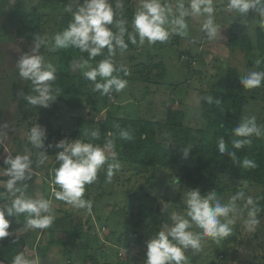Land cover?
Wrapping results in <instances>:
<instances>
[{"label": "rangeland", "instance_id": "rangeland-1", "mask_svg": "<svg viewBox=\"0 0 264 264\" xmlns=\"http://www.w3.org/2000/svg\"><path fill=\"white\" fill-rule=\"evenodd\" d=\"M9 1L10 4L4 6L0 14V144L2 141L9 140V144L14 142L15 147H21L32 126L38 124L45 127L47 119L50 121L52 128L67 124V121L72 125L77 124V115L73 113L76 110H72L68 102H58L54 113L49 114L47 118L44 117L43 112L36 106H34L36 107L35 110L34 108L33 110L29 109L33 105H30L23 98V96L36 95L37 93L33 91L31 81L20 77L17 62L25 53H31L34 44L37 43L34 40L36 35L45 41V44L41 45L36 54L42 55L45 63L51 64L56 71L75 76L80 83L78 89L80 91L79 96L84 98L86 102V106L80 111V115L88 119L85 123L86 130L91 128L93 120H102L107 112L116 117L124 115L136 117L142 115L164 119L166 112L170 108H175L185 111L188 124L201 127L204 130V144H209L213 141L214 132L208 121L209 115L212 114L214 109H212L213 104H208L202 97H204V93H208V96H211L210 92L212 91L225 90L228 78L227 73L229 72L235 73L232 75L231 90L234 93L246 92L250 96L241 121L254 116L256 117L257 124L264 128V82L261 83L260 87L253 89H245L240 83L241 78L247 76L250 72H264V53L257 48L256 43L252 50L248 51L249 54L246 49L229 46V40L233 36H240L245 32L253 35V40L256 42V28L264 25V20L261 19L258 13L250 12L245 16H241L235 10L228 8L229 0H213V19L218 27L217 36L214 39H209L207 33L201 30L207 16L189 14L185 17L188 25L185 36L172 34L168 41L163 43L157 41L153 44H149L147 40L141 44L138 39L132 51H128L127 49L121 51L118 47L115 54L110 57L117 69H121L122 71L127 70L129 73L136 72L141 78L154 82L152 84L138 83L137 86L141 89L136 95L134 94V83L126 79V87L119 93L115 90L111 91L109 93L111 98H109V94H104L102 91H94V82L87 79L83 75L84 70H81L78 66L82 53L85 54L86 52H81L75 47L53 50L55 36L67 29L68 23L75 15V11L83 4L84 0ZM119 2H122L125 6L123 13L127 15L132 13L130 25L134 28L132 22L135 13L141 8L142 0H135L132 4H128V2L125 4V1ZM161 3L172 8L174 16L170 17V19L179 15L180 9L178 5L180 3L184 4V10L191 13L190 0H161ZM56 9H58L57 13L62 17L56 14ZM123 13L121 12V15ZM166 27L171 31V25H166ZM190 47L192 53H190ZM195 53L198 55L196 56ZM100 55H103L101 60L109 58V55L103 50ZM130 58H133L134 62H130ZM89 63L94 68L99 62L94 63L89 61ZM79 77H82L84 80L80 82ZM97 82H102L99 77H97ZM20 92L23 95H19ZM216 98L218 99V95ZM105 108H107L106 111ZM29 114H33L34 117H29L31 118L29 119ZM4 124H7V127H3ZM261 137L264 140V136ZM107 141L108 137H103L98 145L103 147ZM33 149L35 150V146ZM42 151H44L43 148L38 149L37 158V169L38 171L41 170L42 176H39L38 173H32L30 180L18 182L17 187L27 197L50 200L49 187L44 183V167L46 165L43 166L45 161L50 158V154L43 153ZM110 151L113 152L112 149ZM27 154L30 156V154H33V150L29 149ZM51 154L53 153L51 152ZM42 155H46V159H44L43 163H40ZM0 156L6 159V154H1ZM119 164L120 169L114 171L111 182L107 179V163L98 171L96 181L87 185V191L85 192L86 200L94 202L95 210L97 209L102 215L101 220L97 221L99 225L98 234L102 241L106 242L111 238V226H113L116 236L121 237L125 243L132 241V243L140 244L136 240L139 238V234L136 238L134 230H132L131 226L128 228V224L133 223L134 219H136L134 215L138 209L150 206L149 204H142L140 202L148 187L143 177L140 180H136L134 184L127 181L125 174H128V169H123L122 163ZM0 175H2L0 176V186L4 188L0 194L7 196L9 206L15 196L8 192L6 188L10 177L7 174V168L1 163V160ZM226 176L223 175L221 186L218 187L220 189L218 198L222 203L228 204L232 201V197L242 192L244 198L238 197L235 201L239 215L235 224L231 225L232 233L228 237L222 238L217 242L211 237L201 235V243L210 244L213 251L210 258H217L220 264H249L250 262L252 264H264V250L262 248L261 250L255 249L257 244L251 241L254 230L247 227L245 222L248 219V215L244 213L249 212L253 207L264 208V185L245 180L241 177ZM167 179L168 175H159L158 181L160 184L153 187L152 191H154V194H164L165 196L169 195L176 198V189L181 188L179 190L180 198L184 202L183 197L186 196L189 188L180 187L178 182H171L168 186ZM140 186H143L144 189L140 190ZM16 195H20V193H16ZM248 196L253 198L254 205L246 204ZM50 201L53 204L59 202V200ZM68 205L69 207L64 206V209L57 206L59 211L53 206L51 215L55 214L59 217L60 213L62 216L64 214L66 216L69 211L67 208L73 207L72 209L79 216L75 215L76 219L74 223L80 224L79 220L81 219L83 222L87 217V209ZM259 210L256 214L258 223L255 228L258 234V242L264 243V212ZM174 213L176 212L174 211ZM131 214L134 215L132 216ZM42 215H45V213ZM15 217H9L11 226L18 229L19 233H25L28 228L30 232L32 228L27 227L23 221L16 222ZM171 223L172 221L168 215L166 224L171 225ZM23 224L24 226H22ZM103 225L106 226L104 231L102 229ZM262 226L263 228H261ZM258 227L259 229H257ZM35 229L40 231V229ZM47 230L49 232L50 228H47ZM191 230L194 233H202V230L195 225H193ZM72 232L65 233L62 231L59 240L73 242L75 239L72 237ZM57 237L58 235H54L53 238ZM86 237L90 244L94 245V242L97 243V238L93 231L91 234H86ZM49 238L48 234L42 235L37 244L36 241L34 242L36 246H28L24 253L26 260H29L28 257L34 254L35 256L38 255V264H59L63 255V245L61 242L55 243L49 251L46 250V253L42 255V248L46 247ZM82 242L86 244L85 241L82 240ZM223 244L228 247H222ZM142 250L147 252V250ZM220 250L225 251V258H221L222 251L220 252ZM0 252L5 253L4 245H0ZM121 253L125 261L128 256L127 250H122ZM195 254L196 252L191 248L185 250L187 262L191 264L195 259ZM253 254L262 255L258 260L256 257L252 258ZM129 261L130 264H144L145 262V260L140 258L134 260L132 257H130ZM205 263L207 264V262Z\"/></svg>", "mask_w": 264, "mask_h": 264}, {"label": "clouds", "instance_id": "clouds-1", "mask_svg": "<svg viewBox=\"0 0 264 264\" xmlns=\"http://www.w3.org/2000/svg\"><path fill=\"white\" fill-rule=\"evenodd\" d=\"M122 4L116 5L120 8ZM179 15L174 16L170 6L161 3V0H142L141 8L135 13L133 27L139 36V42L143 44L145 40L149 44L157 41L166 42L170 35L178 34L185 36L188 25L185 17L191 15H206L207 19L202 25V31L207 33L209 39L217 36L218 27L213 19L214 7L213 0H190L191 13L184 10V4L178 5ZM228 8L235 10L241 16L251 13H258L264 20V0H229ZM71 10V9H69ZM116 13L109 0H84L83 4L75 11V15L68 23V27L62 33L55 36L53 50L68 47L78 48L81 52H87L89 59L79 61L78 66L83 71V75L94 82V91H102L109 94L115 90L117 93L122 91L127 82L124 79L113 75L118 71L112 59L116 47L121 51L126 50L128 45L123 39L126 32V21L117 20L118 33H114L110 25L113 24ZM166 25H171V31ZM264 26V25H262ZM132 43H136L135 36H129ZM31 53H25L17 62L19 75L27 81H31L33 91L36 95H26L23 98L33 106L47 108L59 95L54 94L52 82L56 80V69L51 64H46L42 55L36 54L45 41L40 36L34 38ZM104 48L108 49L109 58L101 60L96 67H91L89 60L101 54ZM127 74V70H125ZM97 77L102 82H97ZM264 82V72H250L241 78L240 83L245 89H253L261 86ZM19 95H23L22 92ZM208 104L216 101L210 96H204ZM3 127H7L4 124ZM118 127V126H117ZM236 137L233 139L234 149H241L245 145L251 144V137L264 136V128L259 126L256 117L242 120L233 129ZM47 129L38 124L32 127L28 137L30 143L38 149L45 147ZM96 136V132H92ZM111 135V133H109ZM119 135L124 139H129L128 131L121 130ZM63 149L56 154V159L60 162L55 171V184L60 188L55 192L57 200L65 201L76 208H86L91 211L92 202L84 199L85 185L96 181L98 171L107 163V179L111 182L114 171L120 169V164L116 161L115 153L110 150L113 148V141L108 140L103 147L93 143H85L79 139H62L49 144L48 147ZM218 151L221 155L226 154L233 162L240 164L243 168H255L254 161L244 159L240 161L234 150L228 149L224 138L218 141ZM46 153V151H42ZM189 149H184L183 157L187 159ZM46 155H42L40 163H43ZM116 161V162H110ZM4 163L8 166V179L6 188L15 198L11 204L5 208H0V239L10 235L9 217L19 216L27 213L28 219L26 226L30 228L46 229L53 223L54 217L51 215L52 203L48 199H34L23 194L17 187L18 182L30 180L32 176V160L25 155H8ZM20 193V195H16ZM244 198V194L238 193L232 197V201L224 204L218 198L215 191H210L207 195H202L199 188H189L186 196L183 197L187 209V217L172 213L171 225L165 224L163 229L147 241V259L144 264H187L185 250L191 248L196 252L202 251L201 235L211 237L219 242L220 239L228 237L232 233L231 225H234L239 215L235 201L237 198ZM247 205H254L251 196L247 197ZM168 205L162 203V212L168 210ZM258 209L253 207L248 213L246 225L249 229L255 228L258 223L256 213ZM46 213L47 215H42ZM195 225L202 230L201 234L194 233L191 229ZM12 264H29L23 254H17L12 260Z\"/></svg>", "mask_w": 264, "mask_h": 264}, {"label": "trees", "instance_id": "trees-1", "mask_svg": "<svg viewBox=\"0 0 264 264\" xmlns=\"http://www.w3.org/2000/svg\"><path fill=\"white\" fill-rule=\"evenodd\" d=\"M117 1L118 0H110V4L116 13L113 24L110 25V28L114 33H118L119 29L117 28L116 21L120 19L126 21V32L123 35V39L128 45L127 50L132 51L135 45L131 42L129 36H135L136 42L138 41L139 36L135 32V29L130 25V16H132V13L128 14L129 16L126 13H123L125 6L122 2H120L123 7L117 8ZM119 1H125V4L127 2L128 4H132L135 0ZM8 4H10L9 0H0V14L2 12V8ZM55 12L58 14V16H61L59 13H57L58 9H56ZM121 12L123 13L122 15ZM255 39L256 42L253 40V35L245 32L243 35L233 36V38L229 40V46H236L238 48L246 49L247 53L249 54L248 51H251L256 43L257 48H259L264 53V26H258L256 28ZM117 48L118 47H116V49ZM116 49L115 51H117ZM103 51L109 55L107 48H104ZM190 53H192L191 47ZM195 54L196 56L198 55L197 53ZM102 57L103 55H98L89 61L94 63L100 62ZM82 58L89 59L88 53H82ZM130 62H134L133 58H130ZM233 74L235 73H227L228 78L226 80L225 90H215L210 92V97L216 101L213 103L212 109L214 110L212 111V114L209 115L208 121L214 134L213 141H211L209 144H204V130L201 127L191 126L188 124L186 121L185 111L183 109L175 108H170L166 112L164 119H158L154 116L147 117L142 115H138L136 117H132L130 115L116 117L108 114L109 112H107L106 116L102 120H93L91 128L86 130L85 123L88 121V119L80 115V111L86 106L84 98L79 96L80 91H78V89L80 83L75 76L56 71V80L52 82V88L54 94L59 96L47 108L39 106L36 107L41 110V112H43L44 117H47L49 114H52V112L54 113L58 102L65 101L69 103V105L72 107V110H76L73 113H76V119L78 120L77 124L74 125L67 121V124L52 128L50 121L47 119L45 121V128L47 130H59L62 128L69 129L74 136H85L87 137L89 143H93L95 145H98L103 137H108V140L113 141L112 151L115 153L117 161L122 163V166L126 167H123V169H128V174H125L126 180L134 184L136 180H140L142 177L145 178V184H147L148 190L147 192H144L143 198L140 199V202H142V204L150 205H148L149 207L138 209L137 213H134L135 215L131 214L132 216L134 215L136 219L133 217V223L128 224V228L131 226L132 230H134V235L136 238L139 234V238L136 240L140 244L132 243V241L125 243L121 237L116 236L115 228L113 226H111V238L106 242L102 241L97 230V226H99L97 221L101 220L102 215L97 211V209L95 210L94 202L91 201V211L87 209V217L85 220H83V222L82 219L79 220L80 224L74 223L76 219L75 217L78 216V213H76V211L72 209L73 207H71V210L67 212L66 216L65 214L63 215V219L69 223L70 227L67 230L64 229L63 231L65 233H70V231H73L72 237L75 240L80 237L86 242V244L83 243L85 251H83L81 262H77H80V264H130V257H132L134 260H137V258H143L146 261L147 252H144L142 249L145 251L147 250V241L163 229L164 225L168 221V215L171 216V214L175 211L176 214L183 215L185 218H188L186 206L180 198L181 196L179 190L181 188L176 189V198L169 195L165 196L164 194L155 195L154 191H152L155 185L160 184L158 181L160 174L168 175V179L166 181L168 186L171 184V182H178L180 187L199 188L202 192V195H207L208 192L215 191L217 196H219L220 189L218 187L221 186L223 175H227L226 177H241L245 180L264 185L263 138L253 136L251 137V144L245 145L241 149H234L232 146L233 139H241L240 137L235 136L233 129L239 125L242 114L244 113V109L246 107V103L250 98L246 92L234 93L231 90V80ZM113 75L117 76L118 78L124 80L127 79V81L130 80L133 82V86L135 88L134 94L136 95L141 89L137 86L138 83L152 84L154 82L152 80H147L146 78H141L136 74V72H127L126 74L125 70L122 71L121 69H118V71L114 72ZM83 80L84 79L82 77H79L80 82ZM217 95L218 99L216 98ZM96 96L97 95H95V97ZM203 96H208V93H204ZM109 98H111L110 94ZM36 107L32 106L29 109L33 110L34 108L35 110ZM106 107L108 108V106ZM107 108H105V111ZM29 117H34V115L29 114L28 118ZM122 129L128 131L130 135L129 139H124L119 135ZM93 131L97 133L96 136L92 135ZM109 133H111V135H109ZM221 137L224 138L228 149L234 150L236 152L240 161L248 159L254 161L257 166L255 168H243L240 164L233 162V160L226 154L221 155L218 151V141ZM184 149H189L187 159L183 157ZM59 165L60 162L57 164V166L59 167ZM44 169L45 174H48L49 166L44 167ZM87 185H85V192L87 191ZM0 189L4 190V188L1 186ZM143 189V186H140V190ZM84 199H86V193L84 194ZM162 203L169 206L166 212L161 211ZM60 204L62 205L61 209H64V204L68 205V203L65 201H60ZM7 206V196L1 197L0 208ZM257 208L258 210L260 209L259 207ZM259 211L264 212V208L260 209ZM244 213L245 215H248L249 212L247 211ZM141 215L144 217L142 218ZM27 219V213H23L15 217L16 222L23 221L25 224ZM105 224L108 225L107 223ZM76 225L79 226L76 227ZM263 226L261 228H263ZM257 229H259V227ZM13 230L14 227L10 224V235L0 239V245H15L16 251L14 255L16 256L22 251L23 246L27 243L26 236L28 232L25 234V237H21L13 235ZM92 231L97 238L98 244L94 242L95 246L90 244L86 237V234H91ZM54 235L55 234L53 231L49 232L50 238L47 240L46 247H41L43 252L42 255L46 253V250L49 251L50 248L55 245V243L61 242L63 245L62 254L67 258L70 257L71 251L68 247L70 241L63 242L61 239L59 240V236L57 238H53ZM252 236L253 237L251 238V241L257 244L255 249L261 250L262 248V250H264V243L258 242L257 240L258 234L256 232V228H254ZM222 247L228 246L223 244ZM122 250H127L128 256L125 261L120 254ZM214 251L216 250L214 249ZM221 251V258H225V251L220 250V252ZM212 254L213 251L206 250L205 252H200L191 262V264H203L204 262H207V264H220L217 258H210ZM261 255L262 254H253L252 258L256 257L259 260ZM0 260L6 261L1 252ZM6 263L9 264L7 261ZM10 264H12V261ZM187 264L190 263L187 262ZM249 264L252 263L250 262Z\"/></svg>", "mask_w": 264, "mask_h": 264}, {"label": "crops", "instance_id": "crops-1", "mask_svg": "<svg viewBox=\"0 0 264 264\" xmlns=\"http://www.w3.org/2000/svg\"><path fill=\"white\" fill-rule=\"evenodd\" d=\"M29 119H31V118H29ZM32 127H34V126H32ZM29 135H30V132H28V136L25 137L26 139L24 140V144L21 145V147H15L14 142H11L9 144V140L8 141H2V143L0 144V151H1L0 155L1 154L2 155L6 154V158H7V156L9 154L12 155V156L25 155V154H27L29 149L33 150V154H30V156L27 154L32 160V173H34V174L38 173L39 176H42L41 170L38 171V169H37L38 148L35 147V150L33 149L34 146L30 143V141L28 139ZM4 159L5 158L3 156L2 157L0 156L1 163L6 168H8V166L4 163ZM50 159L51 158H48L45 161V163L43 164V166L46 165L45 167H48L49 163H50ZM0 176H2V175H0ZM1 191H3V190L0 189V192ZM3 196L0 194V198L3 197ZM33 198L36 199V197H33ZM55 200H57V199H55ZM60 201L61 200H59V202H57L56 204H53V202H51L52 206H54L56 209H57V206L62 208V205L60 204ZM64 206L65 207H69V205H66V204H64ZM68 210H71V208L68 209ZM45 215H46V213H45ZM53 217H54L53 223L51 224L50 227H48V228H50L49 232L53 231L55 236L56 235L60 236L62 231L64 229L67 230L70 227V225H69V223L67 221H65V219H63L64 216H62L60 213H59V217L56 216L55 214H53ZM22 226H24V224ZM28 229H26L25 233L24 232H20L19 233L18 229H16V228H14V230H13V235L21 236V237H25V234L28 232L27 236H26L27 243L23 246L22 251L19 253V254L22 253L23 256L25 255L24 253L27 250L28 246H30V247L31 246H36L38 240L42 237V235H45V234L49 235V232H48L47 228L46 229H40V231L36 230L35 228L34 229L32 228L30 230V232L28 231ZM43 233H45V234H43ZM35 241H36V244H34ZM201 245H202V251H200V252H203V251L205 252L206 250L207 251H212V248H211L210 244L206 245V244H202L201 243ZM4 247H5V253H2V254L4 256V259L10 264L11 261L15 257L14 253L16 251V246L13 245V244H7V245H4ZM68 247H69V250L71 251L70 257L67 258L65 255H63L62 258H61V261H59V264H73V263L80 264L81 259H82V251H85L82 239L79 237L76 240H74L73 242L70 241ZM189 251H191V250H189ZM200 252H196L195 255L197 256V254L200 253ZM33 255L34 254H32V255H30L28 257L29 258V260H28L29 264H38V255H36V256L35 255L33 256ZM196 256H195V258H196ZM141 259H143V258H141ZM6 261L0 260V264H7ZM77 261H80V262H77ZM204 264H206V263L204 262Z\"/></svg>", "mask_w": 264, "mask_h": 264}, {"label": "built area", "instance_id": "built-area-1", "mask_svg": "<svg viewBox=\"0 0 264 264\" xmlns=\"http://www.w3.org/2000/svg\"><path fill=\"white\" fill-rule=\"evenodd\" d=\"M66 139V140H72V139H79L82 142L89 143L87 137L85 136H74L72 132L69 129L62 128V129H56V130H47L46 138H45V147L43 148L44 151H46V154H50V163H49V173L45 174L44 182L49 187V198L50 200H55V192L59 191L60 188L57 184H55V171L58 168L57 164L59 161L56 159V154L59 151H62L63 149H58L56 147H48L49 144L55 145L56 142ZM51 152L53 154H51ZM106 226L103 225L102 229L104 231ZM98 230V226H97ZM122 255V253L120 252Z\"/></svg>", "mask_w": 264, "mask_h": 264}]
</instances>
